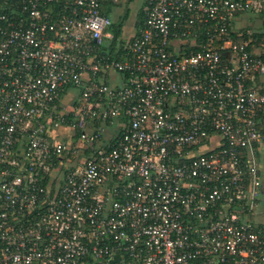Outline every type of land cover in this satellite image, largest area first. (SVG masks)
<instances>
[{
  "label": "built area",
  "instance_id": "built-area-1",
  "mask_svg": "<svg viewBox=\"0 0 264 264\" xmlns=\"http://www.w3.org/2000/svg\"><path fill=\"white\" fill-rule=\"evenodd\" d=\"M127 1L0 0V264H264V0Z\"/></svg>",
  "mask_w": 264,
  "mask_h": 264
},
{
  "label": "trees",
  "instance_id": "trees-1",
  "mask_svg": "<svg viewBox=\"0 0 264 264\" xmlns=\"http://www.w3.org/2000/svg\"><path fill=\"white\" fill-rule=\"evenodd\" d=\"M131 1H133V0H131ZM144 6H145L144 4L141 6V8L139 9L138 14H137V19L135 22V27L137 30H141L143 25H144V22H145V16H144L145 7ZM120 7L121 6H119V5H117L115 7L109 6L105 10V14L113 20L114 8L117 9ZM129 14H130L129 11L121 13V15L118 17V20L114 21V24L111 28V33L113 35V39L111 42V46L109 47V51H110V53H113V55H115V58H118V59L120 58V54H117V53L114 54V53L116 52V50H118L120 47H122L125 44L126 38L124 37L123 29L126 26V23L129 19ZM249 32H253V31L252 30H246V34L249 35Z\"/></svg>",
  "mask_w": 264,
  "mask_h": 264
},
{
  "label": "rangeland",
  "instance_id": "rangeland-1",
  "mask_svg": "<svg viewBox=\"0 0 264 264\" xmlns=\"http://www.w3.org/2000/svg\"><path fill=\"white\" fill-rule=\"evenodd\" d=\"M123 6H124L123 8L114 9L113 21H117L118 17L121 15V13L126 12V11L130 12L129 19H128L127 23H126V26L123 29L124 37L128 38L130 36H133L134 33H135V22H136V19H137L138 11H139V9L142 6V3H141V0H133V1L128 0L127 2L124 3ZM252 19H253V17H252ZM244 22L246 23L247 21H244ZM70 101H71L70 98H68L66 100V103H67L68 106H69ZM261 198L263 200V205L260 204L258 210L264 211V195H262Z\"/></svg>",
  "mask_w": 264,
  "mask_h": 264
},
{
  "label": "crops",
  "instance_id": "crops-1",
  "mask_svg": "<svg viewBox=\"0 0 264 264\" xmlns=\"http://www.w3.org/2000/svg\"><path fill=\"white\" fill-rule=\"evenodd\" d=\"M255 18V19H254ZM262 20L260 18L257 17H250L247 19V22H240L238 23L239 28L241 29L243 27V29H247V30H257L259 29V24ZM257 159H258V163L259 165H261L262 168V174H263V184H264V145L259 147L258 153H257ZM262 163V164H261ZM263 195H264V188H263Z\"/></svg>",
  "mask_w": 264,
  "mask_h": 264
},
{
  "label": "flooded vegetation",
  "instance_id": "flooded-vegetation-1",
  "mask_svg": "<svg viewBox=\"0 0 264 264\" xmlns=\"http://www.w3.org/2000/svg\"><path fill=\"white\" fill-rule=\"evenodd\" d=\"M263 188H264V184H263Z\"/></svg>",
  "mask_w": 264,
  "mask_h": 264
}]
</instances>
